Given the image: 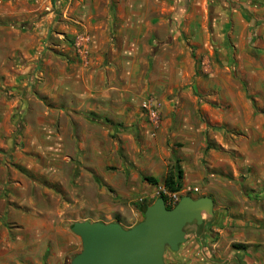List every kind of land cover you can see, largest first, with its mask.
<instances>
[{"label":"crops","instance_id":"1","mask_svg":"<svg viewBox=\"0 0 264 264\" xmlns=\"http://www.w3.org/2000/svg\"><path fill=\"white\" fill-rule=\"evenodd\" d=\"M51 2L0 0V264H68L75 222L143 220L124 207L79 216L112 181L101 136L125 143L135 178L178 165L182 196L213 199L166 264H264V0Z\"/></svg>","mask_w":264,"mask_h":264},{"label":"water","instance_id":"2","mask_svg":"<svg viewBox=\"0 0 264 264\" xmlns=\"http://www.w3.org/2000/svg\"><path fill=\"white\" fill-rule=\"evenodd\" d=\"M205 215H214L213 199L185 195L172 209L158 198L129 229L118 222H75L71 231L80 238L81 251L70 264H166V249L177 252L186 242V227L203 225Z\"/></svg>","mask_w":264,"mask_h":264},{"label":"rangeland","instance_id":"3","mask_svg":"<svg viewBox=\"0 0 264 264\" xmlns=\"http://www.w3.org/2000/svg\"><path fill=\"white\" fill-rule=\"evenodd\" d=\"M51 11L54 10V6H60V0H51ZM248 30L243 29V36L234 38L235 42H238L240 45L239 47L242 48V40L246 38V32ZM255 33V32H254ZM252 32V34H254ZM241 40V41H240ZM38 66L36 67V73H34L35 77L39 79V70H37ZM37 81V80H35ZM86 147H90L91 142H86ZM87 151L86 156L82 157L84 163H79L80 165H86L89 167L90 161L92 157L90 155V149L85 148L84 153ZM100 157H99V167L101 172L106 174L112 175V181L110 180L109 183L105 182L103 178H100V189L103 191L101 193L100 190V206L96 211L91 210V204L89 203V207L85 212L79 214L80 217H88L89 219L95 218H102L108 212L115 213V209L118 207L124 208H131L135 212H140L142 214V209L145 206L152 205L155 200L159 198L158 186H151L147 182H145L140 177H134L133 174V166L129 162L126 150H125V143L121 140L116 139L115 137H110L109 139L100 138ZM79 157H75L72 159L73 165L78 164ZM81 159V158H80ZM86 162V163H85ZM123 168V169H122ZM135 172V171H134ZM30 176V175H29ZM74 177L72 173L67 174L65 183L66 189L64 190L65 196L69 199V201L75 202L80 196H82V191L77 190L75 184L73 183ZM160 186H164L160 183ZM132 187L133 189L130 190L129 188ZM128 192H132L131 196H126ZM126 194V195H125ZM97 196L96 191L93 193L89 191L88 193L84 194V197L90 201L92 197ZM116 214V213H115ZM118 214V213H117ZM118 217V216H117ZM210 217L205 215V220H208ZM186 229L189 232H193V230H201L202 225L198 228L196 222L189 224ZM191 232V233H192ZM212 243L208 244L210 248H212ZM70 248V247H69ZM170 250V249H168ZM81 251V243H79L78 247L73 250L72 253H69L66 260L67 263L70 264L74 255H77ZM168 252V251H167ZM168 254H171L170 251ZM206 259L197 262L198 264H236V262H224V258H218L214 255L205 257Z\"/></svg>","mask_w":264,"mask_h":264},{"label":"trees","instance_id":"4","mask_svg":"<svg viewBox=\"0 0 264 264\" xmlns=\"http://www.w3.org/2000/svg\"><path fill=\"white\" fill-rule=\"evenodd\" d=\"M142 179L151 186H158L160 183H162L171 192H178L182 187L183 171L178 167V165H174L169 169L162 181L149 176H143ZM148 206H145L142 209L143 216ZM168 208L172 209L170 207ZM234 247L239 248L240 246L235 245Z\"/></svg>","mask_w":264,"mask_h":264},{"label":"built area","instance_id":"5","mask_svg":"<svg viewBox=\"0 0 264 264\" xmlns=\"http://www.w3.org/2000/svg\"><path fill=\"white\" fill-rule=\"evenodd\" d=\"M159 188V198L163 197L165 199L167 207L174 208L180 199L183 197L179 192H171L168 190L165 186H160ZM188 192H194L197 193L199 192L198 188H192L189 189Z\"/></svg>","mask_w":264,"mask_h":264}]
</instances>
